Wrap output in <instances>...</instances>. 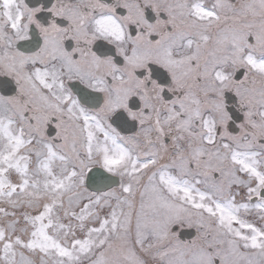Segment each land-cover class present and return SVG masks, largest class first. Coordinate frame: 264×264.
<instances>
[{
	"label": "snow or ice",
	"instance_id": "6c2138e0",
	"mask_svg": "<svg viewBox=\"0 0 264 264\" xmlns=\"http://www.w3.org/2000/svg\"><path fill=\"white\" fill-rule=\"evenodd\" d=\"M0 264H264V0H0Z\"/></svg>",
	"mask_w": 264,
	"mask_h": 264
}]
</instances>
